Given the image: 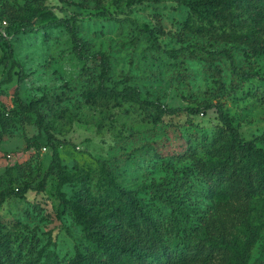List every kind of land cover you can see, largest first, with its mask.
Masks as SVG:
<instances>
[{
    "label": "rangeland",
    "instance_id": "374dc122",
    "mask_svg": "<svg viewBox=\"0 0 264 264\" xmlns=\"http://www.w3.org/2000/svg\"><path fill=\"white\" fill-rule=\"evenodd\" d=\"M101 10L108 14H95ZM15 12L30 17L34 27L7 35L18 63L10 68L7 81L3 78L8 62H0V114L4 120L0 190L10 192L0 202V218L10 220L4 221L3 230L35 233L40 239L36 246L44 243L48 252L62 258H68L73 246L82 241L81 227L72 215L56 210L55 178L46 173L50 158L47 130L61 140L56 142L60 162L76 174L60 187L66 198L73 199L80 190L94 193L101 183L102 171L95 161L100 157L120 185L133 189L164 220L170 218L169 206L156 197L158 192L187 202L191 209L185 217L178 214V233L190 232L191 238L204 242L224 238L241 243L251 231L254 241L247 263L264 260V195L254 194L231 210L217 205L187 184L193 183L188 155L181 148L177 155L166 154L161 146L164 138L178 140L180 136L195 147V155L206 156L207 135L218 124L216 114L212 107L194 114L183 109L203 100L221 102L242 138L261 131L264 100L254 94L260 82L256 76L247 79L234 74L226 56L214 52L228 48L236 69L264 75L263 56H249L231 45V33L240 31L238 25L207 23L190 15L187 6L176 0H143L130 5L125 0L117 5L113 0H0L1 32ZM125 14L150 31H140L114 17ZM57 18L67 19L68 25L51 23ZM185 22L203 29L191 31ZM72 33L85 42L79 53L72 45ZM179 47L183 49L175 53L166 51ZM2 50L0 45V55ZM98 51L107 57L112 80H122L118 87L132 85L141 98L153 103L86 98L84 90L95 85L100 69L94 55ZM18 68L23 73L18 96L25 102L37 100L42 130L34 124V112H27L28 119H24L15 110L13 88ZM156 104L182 109L158 113ZM34 134L39 147L26 146ZM156 145L159 147L153 151L150 146ZM23 184L30 188L16 193ZM231 262V250L220 248L209 261L193 264Z\"/></svg>",
    "mask_w": 264,
    "mask_h": 264
},
{
    "label": "trees",
    "instance_id": "16d2710c",
    "mask_svg": "<svg viewBox=\"0 0 264 264\" xmlns=\"http://www.w3.org/2000/svg\"><path fill=\"white\" fill-rule=\"evenodd\" d=\"M26 1V0H25ZM121 0H113L118 4ZM143 0H125L127 5ZM187 6L190 15L197 16L207 23L212 21H228L238 25L240 31L232 32L231 45L241 47L249 56L264 57V0H176ZM96 15L108 14L103 10L95 12ZM120 22H128L140 31L142 29L129 15L114 16ZM9 22L0 31V45L3 50L0 62H8L6 76L3 81L10 79V68L18 63L12 55V48L7 35L21 29H32L33 22L30 17L20 13H11ZM254 20L256 21H253ZM52 22H62L68 25L67 19L57 18ZM184 25L191 31L200 32L202 27L193 26L185 22ZM148 29V30H147ZM72 45L75 53L85 44L79 37L72 33ZM154 43H156L154 41ZM241 44V46H240ZM202 47V44L194 43ZM183 48L167 49L175 53ZM221 52L230 63L232 72L241 77L250 79L256 76L259 86L255 88L256 97L264 100V75L256 72L238 70L233 65V58L228 48H219L214 52ZM100 69L97 73L95 85L84 90L86 98H119L132 99L143 105L153 102L141 98L136 87L123 83L122 80H112L108 74L109 64L103 52H95ZM23 80V73L18 68L16 72V85L13 88V101L19 116L27 118V112H34V124L39 130L44 129L42 118L37 110V100L25 102L17 93L18 84ZM110 83V84H109ZM197 105H187L183 109L194 114L205 108L212 107L218 124L207 135L206 156L201 158L195 155V147L188 144L178 136V140L164 138L161 142L162 150L166 154L177 155L181 148L193 163L188 168L192 175L193 183L187 182L190 187L205 197H211L214 203L224 208L234 209L237 204L248 199L254 194L264 195V124L261 131L251 138L241 137L237 127L233 124L232 117L224 110L219 101L203 100ZM158 113H175L182 109L180 106H159ZM4 120L0 114V137L3 131ZM171 134V132H169ZM36 134L28 138L26 146L39 147L35 139ZM45 141L50 146V158L47 163L46 173L55 178L54 193L58 198L57 212L65 211L72 215L74 221L82 230V241L73 246V252L68 258L58 257L55 252H48L45 244H39V237L35 233H12L3 230L6 225L0 218V264H193L199 261H209L220 248L231 250L232 262L230 264H248L250 246L254 235L250 231L241 242L228 239H210L208 242L191 238L190 232L178 233V214L187 215L189 204L181 198H176L168 192H158L156 197L169 206L170 218L164 220L153 213L147 203L137 196L131 188L120 185L106 162L96 157L95 161L101 168V183L94 193L80 192L68 199L60 189L65 182L75 177L74 171H69L57 152L55 138L45 130ZM145 144H142V147ZM158 145L150 146L156 151ZM44 177L40 180V186ZM29 184H23L15 189L18 194H23ZM10 192L0 190V202ZM187 210V211H186ZM256 264H264L258 260Z\"/></svg>",
    "mask_w": 264,
    "mask_h": 264
}]
</instances>
